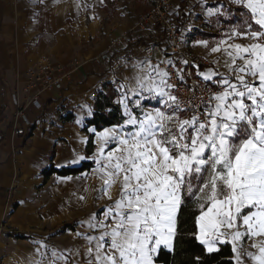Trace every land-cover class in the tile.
<instances>
[{
  "label": "snow or ice",
  "instance_id": "1",
  "mask_svg": "<svg viewBox=\"0 0 264 264\" xmlns=\"http://www.w3.org/2000/svg\"><path fill=\"white\" fill-rule=\"evenodd\" d=\"M205 2L201 7L209 17L241 19L209 51L226 57V72H201L193 64L209 91L207 101L200 98L203 107L180 101L160 64L125 61L131 71L114 81L124 119L102 130L87 128L95 152L67 160L69 165L91 160L102 181L100 199L111 200L117 185L119 196L99 215L79 221L83 231L74 235L83 243L76 247L60 250L47 237L34 239L30 264H157L162 248L174 251L177 216L189 204L199 210L195 238L207 253L230 245L233 264H264V0H229L236 13ZM195 43L208 48L207 40ZM221 56L211 61L217 67ZM167 63L183 82L188 61L180 68L171 59ZM85 108L92 116V107L81 105ZM77 123L83 126L82 119Z\"/></svg>",
  "mask_w": 264,
  "mask_h": 264
},
{
  "label": "crops",
  "instance_id": "2",
  "mask_svg": "<svg viewBox=\"0 0 264 264\" xmlns=\"http://www.w3.org/2000/svg\"><path fill=\"white\" fill-rule=\"evenodd\" d=\"M172 2L183 44L207 60L200 71L226 72V57L219 53L209 56V51L228 30L208 27L216 16L207 15L201 0ZM219 4L237 9L229 0H206L205 7ZM150 6L151 0H80L79 8L77 0H45L44 4L0 0V264H30L35 258L34 239L47 237L46 243L60 250L76 247L83 243L74 235L83 231L77 228L79 221L93 213L99 215L118 198L117 185L111 200L100 199L102 181L93 174L91 160L84 162L92 167L77 176L53 173L45 178L44 171L80 167L83 162L69 165L68 158L95 152L93 136L87 131L94 126L88 121L93 119L96 99L109 86L116 91L114 102L122 113L114 81L123 80L131 71L124 67L125 61L131 64L146 58L163 68L160 62L165 50L157 29L142 30L137 25ZM113 38H123L124 44L108 52ZM198 40H207L208 48L197 45ZM150 47L152 56L145 53ZM107 52L109 57L103 60ZM215 56H221L219 67L211 62ZM42 60H48L57 75L64 76L63 84L39 95L43 110L29 107L26 113L33 126L27 136H17L14 128L23 122L16 119L19 108L13 97L19 95L22 104H27L32 95L30 72ZM81 105H90L93 115H86L87 109L82 110ZM154 106L155 101L148 104ZM81 119L83 126L77 123ZM82 137L88 142L92 138L90 155ZM245 247L253 251L247 244Z\"/></svg>",
  "mask_w": 264,
  "mask_h": 264
},
{
  "label": "built area",
  "instance_id": "3",
  "mask_svg": "<svg viewBox=\"0 0 264 264\" xmlns=\"http://www.w3.org/2000/svg\"><path fill=\"white\" fill-rule=\"evenodd\" d=\"M172 0H151L150 10L139 17L138 24L142 30L155 27L158 35L162 40V46L165 50L164 63L162 67L171 74L170 82L175 85L174 94L185 105L195 104L203 107L201 97L207 101L209 91L206 90L205 82L199 78L197 70L193 64L204 66L207 60L202 55L194 54L181 39V25L178 21V14ZM124 38V37H123ZM123 38L110 39L108 52L120 48L124 44ZM108 52L102 55L103 60L108 59ZM152 48L145 50L146 55L152 56ZM171 59L175 62L176 68L184 67L183 60L188 61V66L185 68L184 81L182 82L176 74L175 68L168 65L167 60ZM64 76H58L56 69L48 60L40 61L30 72L29 89L32 95L27 104H22L19 95H14L13 102L19 110L16 115L17 120H22L23 125L14 128V134L17 136H27L29 128L33 126L31 119L27 116V109L33 107L37 110H43V105L39 102V95L49 89L61 88ZM211 91H217L212 88ZM190 115V113H189ZM2 136H0V140Z\"/></svg>",
  "mask_w": 264,
  "mask_h": 264
},
{
  "label": "trees",
  "instance_id": "4",
  "mask_svg": "<svg viewBox=\"0 0 264 264\" xmlns=\"http://www.w3.org/2000/svg\"><path fill=\"white\" fill-rule=\"evenodd\" d=\"M233 11V10H232ZM235 9L233 13L238 12ZM234 19H241L233 15ZM106 93H102L96 99L95 113L93 119L88 121L89 126H94L98 130L105 127L119 124L124 117L118 104L114 100L117 96L113 87H106ZM109 109L111 111H109ZM87 154H91L94 150L92 145V138L87 145ZM92 163L83 162L80 167H68L66 169L57 170L51 168L44 171L45 178L56 173L59 176L66 177L69 175L77 176L82 172L89 170ZM198 208L194 204H189L187 207H182L177 216V232L174 240V251L161 249L160 255L157 258V264H233L232 250L230 245H221L220 251L215 253H207L204 246H202L195 238L197 226L195 217L198 214Z\"/></svg>",
  "mask_w": 264,
  "mask_h": 264
},
{
  "label": "rangeland",
  "instance_id": "5",
  "mask_svg": "<svg viewBox=\"0 0 264 264\" xmlns=\"http://www.w3.org/2000/svg\"><path fill=\"white\" fill-rule=\"evenodd\" d=\"M238 18V16H236ZM219 20V23H217V21ZM239 19H234L233 16L232 17H227L226 15L225 16H220V17H217L214 18V19H211L209 21V24L208 27L214 29L215 27H221V26H224V30H229V28L235 24ZM223 30V29H222Z\"/></svg>",
  "mask_w": 264,
  "mask_h": 264
}]
</instances>
